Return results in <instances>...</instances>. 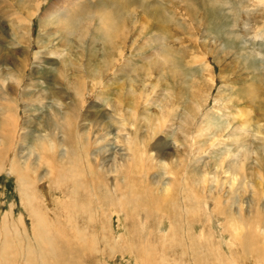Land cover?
<instances>
[{"label": "rangeland", "instance_id": "374dc122", "mask_svg": "<svg viewBox=\"0 0 264 264\" xmlns=\"http://www.w3.org/2000/svg\"><path fill=\"white\" fill-rule=\"evenodd\" d=\"M26 1L0 0V264H264L251 252L243 262L237 240L264 211V0H123L114 48L97 11L119 0H86L74 32L44 21L57 0H38L40 11ZM54 112L72 114L69 139L80 149L87 138L91 164L56 182L46 154L65 171L78 148L64 143L63 119L44 125ZM135 130L150 168L127 173ZM31 196L45 227L30 217Z\"/></svg>", "mask_w": 264, "mask_h": 264}, {"label": "bare ground", "instance_id": "6f19581e", "mask_svg": "<svg viewBox=\"0 0 264 264\" xmlns=\"http://www.w3.org/2000/svg\"><path fill=\"white\" fill-rule=\"evenodd\" d=\"M29 0L26 1L27 3V6L26 8L30 7V3L28 2ZM91 1V0H90ZM98 1V0H97ZM104 1V0H103ZM118 1V0H117ZM123 0H119L117 4H115V8L116 9H109V8H102L101 10L98 9V16H99V23L97 25V31L98 32H101L102 33V39L103 41H105L106 43V46H109L110 48H114V45L113 43H115V37L119 36V32H120V28L123 26V22L121 21V18H120V9L117 7V6H123L124 3H122ZM33 4V9H37L40 11L39 8H41V3L37 1H33L32 2ZM86 0H57V4H52L49 6V11L47 12V17L45 18V22L46 24L49 23H54L57 27L61 25L64 26V29L65 30H68L72 28V32H74L76 30L75 28V21L80 19V17L84 14L86 15L85 13H89L90 12V6L88 4H86ZM101 3V2H100ZM116 3V1H115ZM263 3V1H262ZM10 5V4H9ZM105 5V4H104ZM99 6V5H98ZM106 6V5H105ZM6 7V6H5ZM59 7V8H58ZM25 8V9H26ZM30 11V15H33L35 12H33L32 9L30 10H27L26 13ZM36 15V14H35ZM18 16V15H16ZM19 19V17H18ZM21 22H24L22 19H19ZM30 22L32 21L31 19L29 20ZM28 21V22H29ZM43 23V22H42ZM53 25V24H52ZM43 26V25H42ZM48 26V25H47ZM51 26V25H50ZM69 28V29H68ZM30 30V29H29ZM48 30V29H47ZM45 31V29H44ZM58 31V28L55 29V32ZM63 31V30H62ZM67 31V33H68ZM2 32V30H1ZM31 32V31H30ZM66 33V34H67ZM71 33V32H70ZM30 34V33H29ZM55 34V33H54ZM50 35V34H49ZM65 35V34H64ZM68 35V34H67ZM30 36V35H29ZM66 36V35H65ZM48 37V36H47ZM31 38V37H30ZM65 39V38H64ZM66 41V39H65ZM33 42V40H32ZM32 42H29L27 44H25V46H21V48L23 49H26V47H28L29 44H31ZM46 43V42H45ZM22 49H19L20 51ZM28 50V49H27ZM53 53V52H51ZM89 53V52H88ZM1 57H5V60L6 61V56H5V53H0V59ZM168 60V59H167ZM1 61H3L1 59ZM3 61V62H4ZM28 61V60H27ZM170 61V60H169ZM17 63V62H16ZM125 64V63H124ZM23 61H22V67L20 68L21 70H26L27 67L25 69H23ZM25 66H26V63H25ZM120 71H123L122 69ZM114 72V71H113ZM135 72V71H134ZM115 74V73H114ZM23 75V74H22ZM91 75V74H90ZM104 75V73H103ZM101 82V81H100ZM107 83V82H106ZM107 85V84H106ZM78 88V87H77ZM104 89V87H103ZM3 91V90H2ZM92 92V91H91ZM3 94V93H2ZM80 94V93H79ZM88 94V93H87ZM253 98V97H252ZM137 99V97H136ZM82 102V101H81ZM72 105V104H71ZM70 106V105H69ZM139 106V105H138ZM3 106H0V108H2ZM136 108V107H135ZM3 109V108H2ZM54 111V109H53ZM137 111V110H136ZM7 112V111H5ZM134 113V112H133ZM81 114V113H80ZM84 114V113H83ZM51 115V114H50ZM59 113L57 112H54L53 114V119L52 118H49V119H46V121L44 122V125L48 128V127H52L53 129H58V125H61V129H63V125H62V119H63V123L64 125L66 126V128H64V131L67 133L65 136H66V139H69L70 137V134L68 132V128L67 126L73 128L72 126H75V119L74 117L72 116V114H63L62 115V118L59 120ZM91 115V114H90ZM162 119V118H161ZM13 121V120H12ZM56 124V126H55ZM2 125V124H1ZM134 125L137 127L135 121H134ZM82 126V125H81ZM51 128V129H52ZM105 128V126L103 127ZM14 129H17V124L15 122H13L12 125L8 126L7 127V131H11V130H14ZM52 129V130H53ZM103 131V129H102ZM75 132V131H74ZM79 135L81 133H78ZM82 134H85V133H82ZM133 135V142H132V139L131 140H128L127 142L130 143V146H129V149L132 150V158L131 159V162L128 161L126 165H128L127 169L125 168V171L127 173H130V169L133 170V169H141V170H145V167H147L146 165V161L147 160H144V156L145 154L149 151L148 149V145H149V142L148 141H144V139L142 140L141 139V146H138L140 144H138V142H135L137 139H138V135H137V131L135 130L134 132H132ZM47 135V134H46ZM76 137V136H75ZM79 138V142L83 144V147L82 148H78L77 147V143H76V140L74 139L73 140V137L69 140H65V144L66 146H71L74 147L75 144H76V147L78 148L77 151H72L71 152H74L75 154H73L74 156V161L73 162H69V164L67 165V167H65V171L62 170L61 166L58 165V162H55L54 160V157H53V154L51 153H47L46 154V159L45 161L47 162V164L49 165L50 169L53 170V174L54 175V182H56V180L60 179V178H64V177H67L69 174H76L77 171L79 170V162H80V159H84L86 161V164H87V168L90 167V163L87 161L86 157L88 155V151H87V146H88V141H87V138L85 139V136L83 138V135H80L78 136ZM54 136L52 134V131L51 132H48V135L45 136V139L43 141H41V146L44 147L45 151H49L53 146H52V143L55 141L54 140ZM136 139V140H135ZM135 140V141H134ZM147 140H150V139H147ZM90 141V140H89ZM132 142V144H131ZM135 142V143H134ZM93 144V143H92ZM69 148V147H68ZM70 148V149H71ZM151 150V149H150ZM158 150V149H157ZM131 153V152H130ZM149 153V152H148ZM162 153V152H161ZM130 156V155H129ZM152 156V155H150ZM149 156V158H150ZM164 156V155H163ZM72 158V156H71ZM243 161V160H242ZM150 164V163H148ZM153 164H156V163H153ZM122 165H125V162L122 164ZM157 165V164H156ZM196 166V165H195ZM152 167V166H151ZM198 167V166H197ZM61 168V169H60ZM150 166L147 167V169H149ZM233 169V168H232ZM239 169V168H238ZM129 170V171H128ZM173 171L175 172V174H177V170H175V168L173 169ZM191 171H188V173H186V178L182 179V181L184 183H186L189 179H191L192 177H194V174L191 172ZM64 173V174H63ZM146 173V172H145ZM144 175V174H143ZM237 174H232L231 176L232 177H235ZM241 175V174H240ZM190 176H192L190 178ZM193 179V178H192ZM195 180V179H194ZM53 183V182H51ZM49 186H53L52 184H49ZM24 187H28V184L24 185ZM29 188H31V186H29ZM149 187H147V185H145L144 187H142V191L144 193L147 194V201H148V204L152 205L153 207L155 208H159V209H163L165 206H166V202L165 200L161 199V204L162 206L160 205V202L158 200V198L152 194H150V188L148 189ZM192 188H193V185H192ZM194 188H195V185H194ZM230 192V191H229ZM24 192H22L23 194ZM34 193V192H33ZM262 193L264 194V189L262 190ZM47 195H49V193H47ZM262 197V194L261 193H258L256 194L255 196V200H259L260 198ZM49 200V198H47V201ZM43 201V200H42ZM255 201V203H256ZM44 202V201H43ZM27 205H28V211L30 213V217L33 219L35 218V223L36 225L38 226L39 222L42 223V219H44L42 225L45 227L46 226V222H47V216L49 215V213H46L44 211H42L41 209V206H38L37 205V202H36V199H34V196L31 198L27 197ZM30 208V209H29ZM262 208V207H261ZM264 209V208H263ZM262 213H264V211H261ZM261 212H258L256 211L255 214L252 216V218H254L255 222L256 223H250L249 225V229L248 230H244V232H241L240 236L237 238L238 240V245L240 246L241 249L244 250V253L242 254L241 256V259L243 260L244 258H246L248 256V252H251V254L254 256L257 257V255L260 256L259 260L263 258V261H264V237L261 238V236L259 234L256 233V231H254L253 227L254 228H258V227H261V226H264V214H262ZM259 213L262 214V219L259 220L260 218H258L259 216ZM167 215H161L162 218L166 217ZM258 218V219H257ZM238 220V219H237ZM259 223H258V222ZM53 226V225H52ZM172 226V225H171ZM43 227V228H44ZM60 227V226H59ZM35 228V227H33ZM38 230V229H37ZM37 230H34V237L36 236H40L42 235L41 231H38ZM45 230V228H44ZM170 231V229H169ZM260 232V231H259ZM170 233V232H169ZM44 234V233H43ZM45 234L46 233V230H45ZM44 234V235H45ZM59 234V233H58ZM168 234V233H167ZM172 237V235H170ZM42 237V236H41ZM162 238V237H161ZM204 240H207V239H204ZM198 242H201L202 245H203V249L204 251H207V250H210L212 249V247L209 246V242H203V241H198ZM46 242L44 241V244ZM43 244V245H44ZM197 243L193 242L191 243V250H192V254L195 253V250H196V245ZM9 245H10V242L8 241H4L2 243V248L3 246L4 247H8L7 249H9ZM12 246V245H11ZM12 249V248H11ZM43 250V249H42ZM150 250V249H149ZM8 251V250H7ZM10 251V250H9ZM47 252V251H46ZM164 252V251H163ZM163 255V254H162ZM0 256H5L7 257V254H3V252H1ZM12 256V254H11ZM19 256V255H17ZM194 256V255H193ZM254 256V257H255ZM42 257V256H41ZM8 258V257H7ZM4 259V258H3ZM10 259V258H9ZM7 259L6 260V264H9L12 262V260H9ZM2 260V259H1ZM213 264H236L235 262H230L228 260H226V258L222 257V256H211L210 259H209ZM11 261V262H10ZM246 262V260H243V262ZM262 261V262H263ZM211 262H208V261H205L206 264H212ZM261 264V263H260Z\"/></svg>", "mask_w": 264, "mask_h": 264}]
</instances>
